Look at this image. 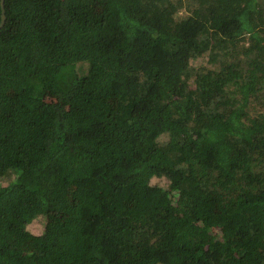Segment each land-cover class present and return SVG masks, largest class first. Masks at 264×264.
<instances>
[{
    "label": "trees",
    "instance_id": "16d2710c",
    "mask_svg": "<svg viewBox=\"0 0 264 264\" xmlns=\"http://www.w3.org/2000/svg\"><path fill=\"white\" fill-rule=\"evenodd\" d=\"M5 9L0 264H264V0Z\"/></svg>",
    "mask_w": 264,
    "mask_h": 264
},
{
    "label": "rangeland",
    "instance_id": "374dc122",
    "mask_svg": "<svg viewBox=\"0 0 264 264\" xmlns=\"http://www.w3.org/2000/svg\"><path fill=\"white\" fill-rule=\"evenodd\" d=\"M159 181L158 178L154 179L153 182H157ZM45 223H46V218L45 217H39L37 219H35L29 226V230L32 231L33 233L36 234H41L44 227H45Z\"/></svg>",
    "mask_w": 264,
    "mask_h": 264
},
{
    "label": "water",
    "instance_id": "95a60500",
    "mask_svg": "<svg viewBox=\"0 0 264 264\" xmlns=\"http://www.w3.org/2000/svg\"><path fill=\"white\" fill-rule=\"evenodd\" d=\"M1 8H2V15H1V22H0V28L4 26L6 22V9H5V0H1Z\"/></svg>",
    "mask_w": 264,
    "mask_h": 264
}]
</instances>
